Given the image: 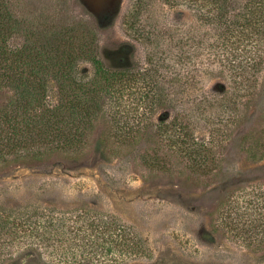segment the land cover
I'll use <instances>...</instances> for the list:
<instances>
[{"label":"trees","instance_id":"16d2710c","mask_svg":"<svg viewBox=\"0 0 264 264\" xmlns=\"http://www.w3.org/2000/svg\"><path fill=\"white\" fill-rule=\"evenodd\" d=\"M194 4L193 15L215 32V39L207 45L213 57L209 66H216L231 86L221 95L206 98L205 121L211 142L196 148L187 126L173 121L168 125L169 152L161 153L151 146L153 141L146 140L148 149L141 159L148 169L170 174L174 161L180 159L185 169L220 180L224 172L211 169L217 162L212 143L216 137L230 136L232 125L241 126V109L248 111L252 102L262 106L257 123L242 136L241 148L251 162H264V83L260 81L264 75V0H200ZM47 22L30 44L25 36L30 30L27 19L9 7V0H0V169L80 162L97 145L105 159L122 158L126 149L142 143L140 136L145 132L141 127L126 133V126L117 120L125 78L133 75L128 61L122 60L120 49L99 46L95 30L87 25L65 27L53 24L54 20ZM19 33L25 41L15 46L13 39ZM244 43L252 46L250 55L239 56L237 46ZM186 55L180 45L175 58L186 59ZM83 57L94 67L92 78L87 73L77 75ZM140 75L145 80L142 89L151 94L148 110L154 112L169 97L160 86L157 71ZM139 95L140 103L145 93ZM107 98L117 105L107 106ZM97 131L95 143L92 136ZM239 188L227 190L211 210V230L240 247L263 253L264 188H257L250 201L243 199L244 188ZM16 241H23L28 251L34 252L37 246L39 257L43 256L39 248L49 245L55 253L79 264H122L142 250L133 226L113 214L87 208L62 211L19 206L0 210V264L10 256L3 248Z\"/></svg>","mask_w":264,"mask_h":264},{"label":"rangeland","instance_id":"374dc122","mask_svg":"<svg viewBox=\"0 0 264 264\" xmlns=\"http://www.w3.org/2000/svg\"><path fill=\"white\" fill-rule=\"evenodd\" d=\"M199 2L115 0L114 6H107L103 0H9V7L28 21L30 30L25 36L30 44L42 25L54 20L53 24L60 26L80 23L94 29L101 47L121 51L128 47L133 75L125 78L117 108L121 117L117 120L126 126V133L141 127L145 132L140 136L142 143L126 149L122 158L105 159L97 145L80 162L0 169L1 211L20 206L62 211L87 208L113 214L133 226L142 241L139 254L122 264H264V252H252L214 234L209 217L227 190L244 188L240 195L250 201L255 199L257 188H264V162H251L241 148L242 136L257 123L260 102L250 103L248 111L241 109V126L232 125L230 136L214 139L217 162L211 169L224 172L220 180L185 169L180 159L179 163L174 161L172 174L152 171L142 164L141 155L148 149L146 140L153 141L151 146L161 153L169 152L173 121L187 126L196 139V148L211 142L205 121L206 98L221 95L231 86L216 66H209L213 57L207 45L215 39V32L193 15L194 3ZM25 36L15 35L13 45L19 46ZM180 45L187 52L186 59L175 58ZM237 48L238 55L243 56L250 55L252 46L244 43ZM160 63L162 69H157ZM79 65V78L85 73L93 77L94 67L88 58H81ZM155 71L169 99L150 112L151 94L142 89L145 80L140 74ZM260 81L264 83V75ZM140 92L145 97L139 103ZM106 105L114 107L117 103L107 98ZM150 123L153 128H146ZM99 133L92 136L95 143ZM3 249L10 251L4 264H79L55 253L49 245L39 248L42 257L37 255V246L28 256L23 241Z\"/></svg>","mask_w":264,"mask_h":264},{"label":"flooded vegetation","instance_id":"af4514ba","mask_svg":"<svg viewBox=\"0 0 264 264\" xmlns=\"http://www.w3.org/2000/svg\"><path fill=\"white\" fill-rule=\"evenodd\" d=\"M114 1L115 0H103V2H105L106 3V5L107 6H114ZM105 9H106V7H105ZM103 11V10H102ZM104 13H106V10H104ZM122 53H124L123 55H122V60L123 61H128V52H129V48L127 47V48H123L122 49V51H121Z\"/></svg>","mask_w":264,"mask_h":264}]
</instances>
